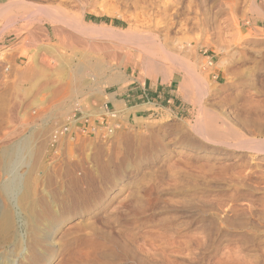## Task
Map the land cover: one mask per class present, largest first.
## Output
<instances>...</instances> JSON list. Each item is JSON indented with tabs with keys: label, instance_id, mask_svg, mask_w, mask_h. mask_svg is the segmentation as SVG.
<instances>
[{
	"label": "rangeland",
	"instance_id": "1",
	"mask_svg": "<svg viewBox=\"0 0 264 264\" xmlns=\"http://www.w3.org/2000/svg\"><path fill=\"white\" fill-rule=\"evenodd\" d=\"M9 1L0 185L20 190L0 191V264H264V0ZM54 10L63 24L44 21ZM131 79L171 82L175 101L107 122L106 92ZM77 106L89 121L51 145Z\"/></svg>",
	"mask_w": 264,
	"mask_h": 264
},
{
	"label": "crops",
	"instance_id": "2",
	"mask_svg": "<svg viewBox=\"0 0 264 264\" xmlns=\"http://www.w3.org/2000/svg\"><path fill=\"white\" fill-rule=\"evenodd\" d=\"M173 92L174 85L171 82L131 79L106 92L105 106L108 110L123 112L127 122H134L175 101Z\"/></svg>",
	"mask_w": 264,
	"mask_h": 264
},
{
	"label": "bare ground",
	"instance_id": "3",
	"mask_svg": "<svg viewBox=\"0 0 264 264\" xmlns=\"http://www.w3.org/2000/svg\"><path fill=\"white\" fill-rule=\"evenodd\" d=\"M11 1H13V0H11ZM11 1H9V2H11ZM37 1V0H36ZM40 1V0H39ZM26 2V1H25ZM62 2V1H61ZM5 4V3H4ZM27 4V3H26ZM12 5H14V6H12ZM10 6H12L13 8H14V10H21V11H23V9L25 10V8H26V5L25 4H23L22 3V1L21 2H14V3H6L5 4V6L3 7V8H9ZM45 7V6H44ZM47 7V6H46ZM0 8H2V7H0ZM11 8V7H10ZM9 8V9H10ZM12 8V9H13ZM28 8V7H27ZM48 8V7H47ZM167 8H168V5H163L162 6V8H161V10H162V12H163V14H165V15H167ZM6 9V10H7ZM35 10V9H34ZM1 11V10H0ZM3 11H4V9H3ZM41 11H43V10H41ZM47 11V10H46ZM50 11V10H49ZM6 12H8V10L6 11ZM12 12V11H11ZM11 12H9V13H11ZM44 13H45V11H43ZM53 12V11H52ZM4 13V12H3ZM17 13V12H16ZM19 13V12H18ZM17 13V14H18ZM64 13V12H63ZM62 10H58V11H55L54 10V13H52V14H50V15H48L46 18H44V19H46V20H44V21H47V22H51V23H61V17H62ZM6 14H8V13H6ZM13 14V13H12ZM25 14V13H24ZM46 14V13H45ZM47 14H49V13H47ZM3 15V14H2ZM9 15H11V14H9ZM22 15V14H21ZM65 16H66V14H64ZM8 16V15H7ZM18 16H20V15H18ZM23 16V15H22ZM29 16H30V14H29ZM65 16H63V17H65ZM72 16V15H71ZM62 17V18H63ZM7 18V17H6ZM10 19V18H9ZM27 19V18H26ZM67 19H68V17H67ZM81 19V18H80ZM80 19H79V22H80ZM25 20V19H24ZM29 20V19H28ZM64 20H66L65 18H64ZM77 20V19H76ZM75 20V21H76ZM10 21V20H9ZM12 21V20H11ZM70 21V20H69ZM72 21H73V19H72ZM63 22H65V21H63ZM63 22L61 23V24H63ZM78 22V21H77ZM83 22V21H82ZM81 22V23H82ZM68 22H66V24H67ZM80 23V24H81ZM79 24V23H78ZM85 25V24H84ZM12 26V25H11ZM78 26V25H77ZM82 27V26H81ZM61 28V27H60ZM60 28H58V27H56V25L54 26V28H53V33L54 34H58V33H62V31H63V29H60ZM69 28V27H68ZM77 28V27H76ZM89 28L90 29H92V30H94L95 29V27L94 26H89ZM103 28V27H102ZM4 29V28H3ZM72 29V28H71ZM83 29V28H82ZM88 29V28H87ZM96 29H97V27H96ZM95 29V30H96ZM101 29V28H100ZM104 30H105V28H103ZM2 30V29H1ZM65 30V29H64ZM76 30V29H75ZM81 30V29H80ZM79 30V31H80ZM84 30H86V29H84ZM99 30V29H98ZM102 30V29H101ZM77 31V30H76ZM83 31V30H82ZM107 31V30H106ZM47 32V31H46ZM65 33H66V31H64ZM63 32V33H64ZM86 33V32H85ZM101 33V32H100ZM96 34H97V32H96ZM31 35V34H30ZM50 35V34H49ZM65 35V34H64ZM68 35V34H67ZM70 36V35H69ZM60 37V36H59ZM57 38V37H56ZM61 39V38H60ZM48 40V39H47ZM27 44H28V42H27ZM152 46H154V45H152ZM153 48V47H152ZM57 51V50H56ZM150 52V51H149ZM151 54V53H150ZM154 56V55H153ZM30 60V59H29ZM155 60V59H154ZM160 60V59H159ZM165 60V59H164ZM88 61V60H87ZM29 63V62H28ZM150 63H152V62H150ZM30 64V63H29ZM48 64V63H47ZM154 64V63H153ZM159 64H161V62H159L158 63V65ZM51 65V64H50ZM92 65H90L89 63L88 64H86L85 65V69H90V68H95V66L93 65L92 67H91ZM147 66V65H146ZM164 66V65H163ZM162 66V68H164ZM52 67H53V65H52ZM155 67H156V65H155ZM168 68V67H167ZM91 70V69H90ZM23 71V70H22ZM82 72V71H81ZM83 72H85V70L83 71ZM83 72H82V74H83ZM94 73V72H93ZM73 74V73H72ZM92 74V73H91ZM64 75V74H63ZM19 76V75H18ZM117 77V76H116ZM119 77V76H118ZM117 77V78H118ZM28 78V77H27ZM91 79H93L92 77H91ZM68 80V79H67ZM115 80V78L114 77H109L107 80H105V81H103V84H111L113 81ZM116 81V80H115ZM119 81V80H118ZM18 82V81H17ZM76 84V83H75ZM68 87V86H67ZM76 111H79L82 115H87V116H89L90 117V114H88V113H86L83 109H82V106H77L74 110H73V113H71V114H66L65 116H64V120L63 121H65V120H67L68 121V123L71 121V128H72V126H76L75 125V115H76ZM62 125V124H61ZM60 127V124H55V126L51 129V131L50 132H53L55 129H58ZM70 127H68V129H69V131L71 130V128ZM73 129V128H72ZM72 131V130H71ZM76 131H77V127H76ZM50 137H51V133H50ZM62 138V137H61ZM60 138V139H61ZM68 140H71L70 139V137H68L67 138ZM20 141V140H19ZM29 141L27 140V139H24V140H22V141H20V143H18V144H15V145H13L11 148H8L6 151H4V161H5V167H6V169L8 170V171H11V172H13L14 170H13V168H14V166L15 165H17V163L14 165V163H15V161L19 158V157H23V156H25V154H26V152L29 150V143H28ZM20 158V159H21ZM21 162V161H20ZM18 166V165H17ZM15 174V173H14ZM20 176V175H19ZM22 178V177H21ZM20 178H18V177H16L15 175H13L12 174V179H10V180H7V181H5V182H3L1 185H0V191H2L3 193H5V195H11L12 194V192L13 191H15V190H20V188H18L19 187V180ZM25 181V180H24ZM27 182V181H26ZM22 185V184H21ZM25 185V184H24ZM31 189V188H30ZM23 190V189H22ZM11 192V193H10ZM15 193V192H14ZM23 193V192H22ZM21 193V194H22ZM16 195V194H15ZM25 195V194H24ZM18 196V195H17ZM14 197V196H13ZM19 197V196H18ZM12 198V197H11ZM7 199H8V197H7ZM16 199V198H15ZM26 199V198H25ZM21 203V202H20ZM2 211L0 212V236H5V234L10 230L9 228L11 227V222H10V217H9V215L3 210V209H1ZM9 229V230H8Z\"/></svg>",
	"mask_w": 264,
	"mask_h": 264
},
{
	"label": "built area",
	"instance_id": "4",
	"mask_svg": "<svg viewBox=\"0 0 264 264\" xmlns=\"http://www.w3.org/2000/svg\"><path fill=\"white\" fill-rule=\"evenodd\" d=\"M107 111H109L107 109ZM79 113V117L75 118V123L79 120L81 122H83V124L85 122H88L89 121V116L87 115H82L79 111H76ZM107 116H106V121L108 122V120L110 119L111 121L115 120V117H116V112L113 111V110H110L108 113H106ZM62 124V125H61ZM60 124V127L58 129H55L53 132H51V137H50V144L53 145L54 143L58 142L60 140L61 137H72V133L73 131H69L68 127H70L71 125V121L68 123L67 120H65L63 123ZM116 125L114 123H108V125L106 126L105 130H106V133L107 134H111L113 131H114V127ZM71 128V127H70ZM91 129L92 131H94V127H84L82 126L81 129H79L77 127V131H79L78 133H87L88 130ZM89 133V132H88Z\"/></svg>",
	"mask_w": 264,
	"mask_h": 264
},
{
	"label": "trees",
	"instance_id": "5",
	"mask_svg": "<svg viewBox=\"0 0 264 264\" xmlns=\"http://www.w3.org/2000/svg\"><path fill=\"white\" fill-rule=\"evenodd\" d=\"M94 19H96V18H94ZM105 21L107 20V19H104ZM113 22L115 23V24H119V22L117 21V20H113Z\"/></svg>",
	"mask_w": 264,
	"mask_h": 264
}]
</instances>
